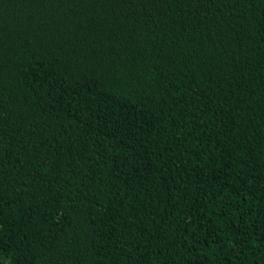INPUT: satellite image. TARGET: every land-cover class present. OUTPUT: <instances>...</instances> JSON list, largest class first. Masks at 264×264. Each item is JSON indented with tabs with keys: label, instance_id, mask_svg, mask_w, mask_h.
I'll use <instances>...</instances> for the list:
<instances>
[{
	"label": "trees",
	"instance_id": "16d2710c",
	"mask_svg": "<svg viewBox=\"0 0 264 264\" xmlns=\"http://www.w3.org/2000/svg\"><path fill=\"white\" fill-rule=\"evenodd\" d=\"M0 264H264V0H0Z\"/></svg>",
	"mask_w": 264,
	"mask_h": 264
}]
</instances>
